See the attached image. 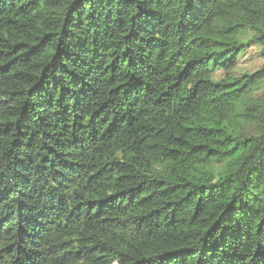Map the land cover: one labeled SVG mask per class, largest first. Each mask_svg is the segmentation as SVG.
I'll return each mask as SVG.
<instances>
[{"label":"trees","instance_id":"16d2710c","mask_svg":"<svg viewBox=\"0 0 264 264\" xmlns=\"http://www.w3.org/2000/svg\"><path fill=\"white\" fill-rule=\"evenodd\" d=\"M264 0H0V264H264Z\"/></svg>","mask_w":264,"mask_h":264},{"label":"rangeland","instance_id":"374dc122","mask_svg":"<svg viewBox=\"0 0 264 264\" xmlns=\"http://www.w3.org/2000/svg\"><path fill=\"white\" fill-rule=\"evenodd\" d=\"M263 64L264 54H261L258 48L252 47L245 55L239 58L237 71H253L260 68ZM262 89L264 90V86Z\"/></svg>","mask_w":264,"mask_h":264}]
</instances>
